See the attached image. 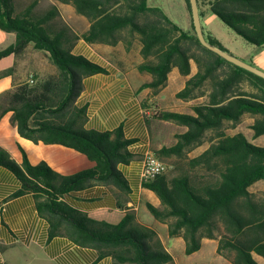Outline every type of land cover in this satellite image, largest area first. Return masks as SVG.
<instances>
[{"label":"trees","instance_id":"1","mask_svg":"<svg viewBox=\"0 0 264 264\" xmlns=\"http://www.w3.org/2000/svg\"><path fill=\"white\" fill-rule=\"evenodd\" d=\"M70 4L89 23L79 33L62 17L56 4L38 7L37 0H0V28L15 33V40L0 49V59L21 54L29 44L44 51L57 71L33 82L13 83L0 93V116L12 111L11 122L18 133L34 142L59 143L84 153L95 165L63 175L42 160L32 164L24 150L17 163L0 147V164L11 169L20 187L10 197L32 193L37 210L49 223V237L65 236L80 246L95 248L99 256H112L124 264H175L157 230L137 221L127 210L117 223L95 219L67 202L64 195L93 182L113 184L124 193L129 183L117 168L129 163L134 154L122 126L113 130H86L85 107L75 99L83 79L107 69L83 55L72 53L82 38L90 43L116 45L126 49L134 42L141 45L143 61L137 70L151 80L140 89L157 93L165 86L168 74L177 68L183 75L197 72L176 97L190 99L209 89L207 100L192 107L193 113L155 111L145 122L150 128L153 117L183 125L175 142L154 148L161 160L172 166L143 187L152 190L160 206L146 202L153 217L167 225L169 237H181L184 253L202 247L204 238L217 240L216 252L229 264H259L254 253L264 258V193L249 187L264 179V146L250 141L238 131L227 133V123L236 125L244 115L254 117L250 128L256 138L264 134V78L234 65L204 47L193 27L189 0H184L190 16V30H183L163 8L149 0H55ZM200 16L203 6L249 43L264 46V0H197ZM206 39L225 49L214 37ZM226 50V49H225ZM12 68L0 72L11 74ZM249 81L254 90L245 89ZM248 83V82H247ZM208 143L199 154L189 153Z\"/></svg>","mask_w":264,"mask_h":264},{"label":"crops","instance_id":"2","mask_svg":"<svg viewBox=\"0 0 264 264\" xmlns=\"http://www.w3.org/2000/svg\"><path fill=\"white\" fill-rule=\"evenodd\" d=\"M183 2L186 11L185 25H180L165 9L164 11L183 30L188 31L191 22L185 1ZM208 13L211 14L209 10ZM204 14L206 12H203ZM88 26L89 23L87 28ZM204 34H206L205 31ZM14 40V32H7L0 28V49L12 44ZM140 49L139 42H134L129 49H126L122 41L116 45H109L90 43L82 38L73 45L71 50L73 54L83 55L107 69L106 73L86 76L83 79V88L75 99L76 106L86 108L87 120L84 128L106 131L122 126L125 137L135 138L136 141L128 146L129 151L134 154L133 159L129 163L117 165L129 183L130 190L127 194L113 184L93 182L83 189L66 193L64 198L73 206L86 212L88 216L111 223L119 222L127 210L134 211L139 223L157 230L167 250L172 254L175 264H178L172 251L174 245L168 246L164 236L168 239L176 238V244L184 250L183 239L169 237L167 225L157 221L146 206V202L155 206H160L161 202L152 190L142 185L143 160L147 153L163 145L154 141L156 135L154 128L152 131V127L149 128L145 122V115L148 118L151 116L147 103L157 102V99H163L164 93H168L182 100L190 108V111H185L186 113H193L194 105L207 100L209 89H206L203 95L190 99L176 97V93L198 70L196 63L191 60V71L188 75H183L177 68H173L168 74L165 86L157 93L151 92V88L141 90V84L150 81L151 75L137 70V65L143 61ZM134 54L137 56L136 61H134ZM47 65L50 69L46 68ZM8 68L13 70L11 74L0 77V93L12 88L13 83L28 81L26 76L29 70L35 75V80L57 71L46 53L35 49L32 44H29L17 56L9 54L2 57L0 72ZM142 74L145 75L144 79ZM173 84L177 87L170 88L169 86ZM169 110L178 111L173 108ZM11 117L12 111H7L0 116V147L6 149L17 163L22 162V150H24L32 164L44 160L52 169L63 175H70L95 165L94 161L74 148L59 143L34 142L21 136L17 127L11 122ZM253 121L254 118L250 125ZM236 132L238 131L227 133ZM250 132L253 135L251 128ZM244 134L251 141V137ZM261 180L253 183L249 190L256 192L255 185ZM20 185L16 174L0 164V264H124L110 255L101 257L95 248L80 246L65 236L57 235L50 238L49 223L39 214L33 194L25 193L10 197ZM210 240L215 241V239ZM253 255L259 264H264L262 256L256 253Z\"/></svg>","mask_w":264,"mask_h":264},{"label":"rangeland","instance_id":"3","mask_svg":"<svg viewBox=\"0 0 264 264\" xmlns=\"http://www.w3.org/2000/svg\"><path fill=\"white\" fill-rule=\"evenodd\" d=\"M24 3H28L30 0H21ZM38 7L45 8L50 6L51 4H56L59 8L61 17L77 32L81 33L85 31L87 28V20L80 14L75 11V8L70 4H64L57 2L55 0H37ZM184 0H149L150 4L160 6L165 9L167 13L180 25H185V7ZM186 5V3H185ZM203 11L206 14L201 16V23L203 29L206 34L211 35L216 38L222 46L232 54L238 56L239 58L256 65L257 67L264 70V46H257L252 43L246 41L243 37L238 35L234 30L228 27L225 23H223L218 17L212 15L213 13H208V9L206 6H203ZM213 16V17H212ZM190 18V16H189ZM134 61H136V55L134 54ZM46 68L50 69L49 65ZM141 76V75H140ZM33 78L35 80V75L32 74V71L29 70L27 72L26 78L29 81V78ZM145 75L142 74V79H144ZM248 82V83H247ZM245 84V89L254 90L256 88L247 81ZM177 87L175 84L169 86ZM168 87V89H169ZM152 92V90H151ZM163 99H157L158 101L148 102V108L150 110V114L153 115L156 113L155 111L160 110H169L170 108L174 110H178L180 112L190 111L185 103L176 99L174 96L168 93H164ZM253 116L247 114L243 117L240 123L233 125L232 123H227V132L232 133L235 131H242L251 137V141L257 145L264 146V135L260 137H254L250 132V122L253 120ZM151 127L152 131L154 128L155 137L154 141L163 145H171L175 142V134L180 133L185 130L183 125L177 124L173 121L169 120H160L158 118L153 117L151 119ZM208 143H204L189 153V156L192 157L194 155L202 152ZM164 161V160H162ZM167 165H169L170 170L172 166L168 163L169 161H164ZM256 194L262 195L264 193V180L256 183ZM166 242H168V246H173L172 248L173 254L177 259L178 264H227L228 261L219 255L216 252L217 242L216 240H210L205 238L203 241L202 247L191 255H187L184 253V250L178 247L176 238H166ZM183 245V244H181Z\"/></svg>","mask_w":264,"mask_h":264},{"label":"water","instance_id":"4","mask_svg":"<svg viewBox=\"0 0 264 264\" xmlns=\"http://www.w3.org/2000/svg\"><path fill=\"white\" fill-rule=\"evenodd\" d=\"M189 6H190V11H191V18H192V23L194 30L196 32L197 38L200 41V43L208 48L209 50L215 52L225 60L233 63L236 66H239L241 68H244L245 70L256 74L257 76H260L264 78V70L257 67L256 65L249 63L238 56L232 54L231 52L209 42L204 34L202 24H201V18H200V13H199V6L197 0H189Z\"/></svg>","mask_w":264,"mask_h":264},{"label":"built area","instance_id":"5","mask_svg":"<svg viewBox=\"0 0 264 264\" xmlns=\"http://www.w3.org/2000/svg\"><path fill=\"white\" fill-rule=\"evenodd\" d=\"M34 79L29 78V82H33ZM169 165L159 159L154 152H149L145 155L143 160V169L141 178L142 181H148L156 177L157 175L167 171Z\"/></svg>","mask_w":264,"mask_h":264}]
</instances>
